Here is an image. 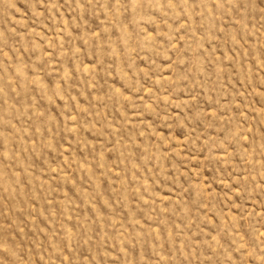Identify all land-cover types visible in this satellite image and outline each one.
<instances>
[{
  "label": "rangeland",
  "instance_id": "rangeland-1",
  "mask_svg": "<svg viewBox=\"0 0 264 264\" xmlns=\"http://www.w3.org/2000/svg\"><path fill=\"white\" fill-rule=\"evenodd\" d=\"M0 264H264V0H0Z\"/></svg>",
  "mask_w": 264,
  "mask_h": 264
}]
</instances>
